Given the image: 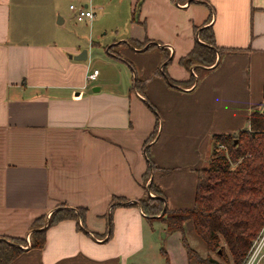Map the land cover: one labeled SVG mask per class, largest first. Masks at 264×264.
<instances>
[{
	"label": "crops",
	"instance_id": "crops-1",
	"mask_svg": "<svg viewBox=\"0 0 264 264\" xmlns=\"http://www.w3.org/2000/svg\"><path fill=\"white\" fill-rule=\"evenodd\" d=\"M62 1L0 0V237L30 242L35 221L61 205L86 212L47 227L42 248L22 245L9 264H164L137 204L145 148L165 208H191L213 137L248 128L264 105V0H126L111 15L116 38L91 42L82 61L68 57L80 46L29 21L55 17ZM87 1L77 7L93 16L77 22L92 33L103 8ZM63 22L44 23L55 31ZM207 27L214 64L185 68ZM191 75V86L169 84ZM113 197L126 202L110 210ZM178 238L169 263L187 264Z\"/></svg>",
	"mask_w": 264,
	"mask_h": 264
},
{
	"label": "trees",
	"instance_id": "trees-1",
	"mask_svg": "<svg viewBox=\"0 0 264 264\" xmlns=\"http://www.w3.org/2000/svg\"><path fill=\"white\" fill-rule=\"evenodd\" d=\"M201 38L205 44L197 43L193 50L180 64L189 69L192 64L211 66L216 60V49L213 45V35L207 27ZM133 45L136 43L132 42ZM218 50V49H217ZM222 52L221 49L218 50ZM107 53L114 58L118 54L107 48ZM117 56V57H116ZM157 74H159L157 72ZM194 77L184 82L169 81L171 85L191 86ZM141 80L134 76L133 89H139ZM142 91V90H141ZM264 98V85H263ZM155 132L150 140L154 138ZM219 146L226 151L212 153L208 167L197 170L194 204L189 209L169 210L164 208L165 196L160 188L149 180L155 167L145 156L147 169L143 180H148V189L144 199L138 201V206L149 220L158 219L165 224L167 233H180V242L185 251L188 264H242L253 240L264 223V114L262 109L255 110L249 117L248 128L230 135L213 137ZM231 166H235L234 169ZM118 202V203H114ZM125 199L113 197L111 207L118 206ZM85 209H70L64 205L54 209L49 217L38 218L30 233L29 248H42L45 243V229L67 219L82 220ZM160 214V218L156 215ZM108 215V236L112 223ZM44 224L38 225L41 220ZM191 222L192 233L207 252L215 251L218 259L209 254L202 257L200 249L189 245L184 233V224ZM79 227L81 225L79 224ZM25 239L0 237V264H9L21 252ZM164 264H170L168 254L161 248Z\"/></svg>",
	"mask_w": 264,
	"mask_h": 264
},
{
	"label": "rangeland",
	"instance_id": "rangeland-1",
	"mask_svg": "<svg viewBox=\"0 0 264 264\" xmlns=\"http://www.w3.org/2000/svg\"><path fill=\"white\" fill-rule=\"evenodd\" d=\"M78 1H81L82 3L79 4ZM96 4L101 5L103 8L102 11H100V20L95 23L94 29L91 33L90 24L83 23V22H77L75 19V13L73 10H69V4H72L73 6L77 7V5L83 6L84 4H87L89 6V2L87 0H64L59 4V13L55 17L46 18H31L29 19L30 23L33 24L35 27H41V25H44L48 30H50L49 34L51 37H54L53 39L56 40L57 43L61 44V42H66L70 44H75L77 46H80L82 50H88L90 51V56H92V51L94 49L91 48V42H99L103 45H110L113 38H116L115 31L111 27V15L114 11L120 9L126 4V0H96ZM91 8V6H89ZM95 11H99V9H95ZM59 18H63L64 22L61 24H58L55 26V31L51 29L50 25H45L46 20L52 21L54 24H56L59 21ZM115 36V37H114ZM84 47V48H82ZM81 50V51H82ZM95 52H93L94 54ZM264 106V105H263ZM261 107V109L263 108ZM159 130V129H158ZM211 146V152L209 155V159L207 162L206 167H208L209 161L211 159L213 151L216 149V151H226L224 146H219L215 140L212 141ZM205 167V168H206ZM233 169L235 166H231ZM148 180L145 178L143 180V185L147 184ZM148 185V184H147ZM153 195L152 193H150ZM160 214H157L156 216L160 218ZM44 219L41 220L38 225L44 224ZM149 222V221H148ZM147 222V225H148ZM152 225V229L154 230V236L156 238V245L159 248V251L161 248H163L168 255H174L176 254V244L179 242L180 233L174 232V233H167L165 224L162 221H159L158 219H153L151 222H149ZM264 228V223L262 227L260 228L259 233L255 237V239L252 242L251 247L253 246L254 242L257 240L258 236H260L262 230ZM184 233L187 238V241L190 246L196 249H200L201 256L205 257L206 254H209L213 259H218L215 255V251L213 252H207L204 250V248H200L203 246L199 241L195 239V236L192 233V226L190 221H186L184 224ZM30 243V242H29ZM200 243V245H199ZM24 246V245H23ZM251 247L248 251H250ZM157 249V248H156ZM262 257L264 256V245L262 247ZM169 258V257H168ZM260 259V260H261ZM187 260V258H186ZM188 264V262H187Z\"/></svg>",
	"mask_w": 264,
	"mask_h": 264
},
{
	"label": "built area",
	"instance_id": "built-area-1",
	"mask_svg": "<svg viewBox=\"0 0 264 264\" xmlns=\"http://www.w3.org/2000/svg\"><path fill=\"white\" fill-rule=\"evenodd\" d=\"M69 8L74 11L75 13V19L77 21H83L85 19H91L93 16L92 11L84 8V7H75L73 5H70ZM97 77V70H93L91 73L87 75L88 80H94ZM26 245H29V237L26 236ZM264 245V228L258 236L257 240L254 242L253 246L251 247L250 251L248 252L245 260L242 264H259L261 256H262V247ZM25 248V247H24Z\"/></svg>",
	"mask_w": 264,
	"mask_h": 264
},
{
	"label": "water",
	"instance_id": "water-1",
	"mask_svg": "<svg viewBox=\"0 0 264 264\" xmlns=\"http://www.w3.org/2000/svg\"><path fill=\"white\" fill-rule=\"evenodd\" d=\"M68 57L69 58H72L73 60L82 61V60H85L86 59V57H87V51L86 50H82L79 54L74 55V56L69 55ZM93 90L96 91L98 89L96 88V89H93ZM262 113L264 114V106L262 108ZM149 180H151V176H150ZM146 188L148 189V185H146ZM147 194L148 195H151L149 193V191H147ZM164 208H165V204H164Z\"/></svg>",
	"mask_w": 264,
	"mask_h": 264
}]
</instances>
